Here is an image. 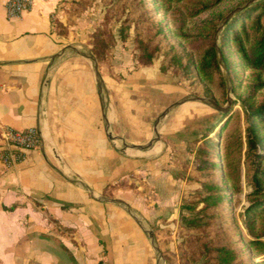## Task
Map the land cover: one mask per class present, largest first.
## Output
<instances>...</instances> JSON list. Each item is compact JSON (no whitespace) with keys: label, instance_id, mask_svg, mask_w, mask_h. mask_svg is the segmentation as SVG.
<instances>
[{"label":"crops","instance_id":"obj_1","mask_svg":"<svg viewBox=\"0 0 264 264\" xmlns=\"http://www.w3.org/2000/svg\"><path fill=\"white\" fill-rule=\"evenodd\" d=\"M75 1L31 0L9 18L0 0V149L7 128H33L40 139L14 150L11 165L0 159V264H159L122 204L152 231L160 264H180L177 232L197 189L192 143L216 115L197 101L165 114L186 91L159 59L138 64L117 24L100 88L78 53L90 51L101 8L78 16L66 35L56 30Z\"/></svg>","mask_w":264,"mask_h":264},{"label":"trees","instance_id":"obj_2","mask_svg":"<svg viewBox=\"0 0 264 264\" xmlns=\"http://www.w3.org/2000/svg\"><path fill=\"white\" fill-rule=\"evenodd\" d=\"M115 3V6H121L123 0H110ZM142 5H146L152 11L157 13L162 10V7L153 8L156 4L159 6L160 1H181V0H141ZM202 6L197 9L193 16H198L202 12L210 9L215 4H219L224 0H202ZM122 6L120 14L124 10ZM161 6V4H160ZM153 8V9H152ZM222 15H217L215 19L208 22L205 30L204 38H209V43L204 47L198 62L194 63L192 58L185 55L182 50L171 53L168 58V66H173V69L179 73H185L187 76H195L197 73L207 82L214 81L216 73L220 70L219 61L215 50L214 34L217 29L218 21ZM156 20L159 23L160 30L165 34L163 21ZM129 24L131 21H127ZM125 29H122L120 35L123 39L126 38ZM136 30V29H134ZM92 52L94 56L101 61V48L105 47L106 43L101 38L107 37L110 39L108 49L113 45L112 34L107 30L100 33L98 29L93 34ZM140 44V53L138 55V63L141 66H149L153 61L160 56L158 47L150 48V46L140 38H136ZM144 42V43H143ZM218 48L222 57V61L227 69L230 68L227 53L231 48L235 52L243 65L254 70L255 81L250 87L248 94L240 100L243 111V129L237 128L232 134L228 135V140L224 141L223 146L216 152L219 145L212 138L207 141V151H203L200 147L197 152V159L202 160L207 167L197 166L194 170L210 171L214 179L199 180L197 203L186 205L184 208L193 211L191 213L208 218L209 223H203L205 227L210 226L211 222H215L216 218H224L227 220L229 213L227 211L230 197L235 198L242 192V176L249 192L245 195L247 206L241 214V222L248 234L246 245L248 248L259 255L264 253V100L256 104L254 102L255 95L258 91L264 89V0H255L248 6H244L237 10L231 16L226 17L222 23L218 33ZM100 50V51H99ZM104 50V49H103ZM165 70V66H161ZM232 110L226 113H220V118L215 123L206 128L207 136L214 130L223 129L230 120ZM217 136H220L217 133ZM245 148V149H244ZM244 149V153L242 154ZM223 156L224 160L221 165L217 162L218 156ZM243 155V162L241 158ZM207 159V160H206ZM242 167L244 172L242 174ZM225 179V181H224ZM195 181L194 179H191ZM202 207L194 211L199 205ZM225 216V217H224ZM184 219L187 227L200 225V220ZM227 217V218H226ZM188 239L180 244L181 264H196L203 258L202 264H236L241 258L247 257V252L244 247H238V243L232 241L204 242L199 248L201 252L196 255L193 252H185L187 247L184 245L193 243ZM198 245V240L194 241ZM236 245V246H235ZM173 262V261H172ZM264 264V261L261 263Z\"/></svg>","mask_w":264,"mask_h":264},{"label":"rangeland","instance_id":"obj_3","mask_svg":"<svg viewBox=\"0 0 264 264\" xmlns=\"http://www.w3.org/2000/svg\"><path fill=\"white\" fill-rule=\"evenodd\" d=\"M254 1L255 0H224L221 3L210 7L209 10L202 12L198 16H193V13L197 9H200L204 1H160L158 3L159 6L156 4L153 5L154 9L157 7H162V10H160L156 15V13L150 11V9L146 7L145 4L141 6V0H123L121 2V6L118 7H116L115 3L111 2L110 0H76L71 7L65 9L63 18H55L56 30H58L61 34L66 35L69 27L75 23L76 18L96 4L98 8H101L103 15L101 26H99L96 31L100 29V33H104L108 30L112 34V26L117 24L120 40L126 41L130 38L132 39L137 63V58L140 53V44L136 40L138 37L145 41L150 46V48L155 46L158 47L160 56L155 60H160L159 70L164 75H168L174 79L175 83L186 91L187 95L185 97L195 95L205 99H210L220 107L228 106V109L225 111V113L229 110H232V113L230 114L231 118L227 122L226 127L224 126L223 129L219 130L216 129L210 132L207 136H204L207 131L206 128L211 126L212 123H215L217 119L220 118L221 112L203 103L207 108L210 109L211 113L216 115V117L213 121L210 120L211 122L209 121L206 123V126L201 127L200 135L192 143V164L190 178L196 180L197 189L195 195L187 202V204L184 205V207L189 204L197 203V197L199 196L198 181L214 179L215 176H213L210 171L204 172L202 170L196 171V175L194 174V169L197 166L201 165V167H207V165H205L202 160L197 159L198 149L202 147L203 151H207V141L208 139L212 138L219 144L216 148V152H219V149L221 146H223L224 141L228 140V135L232 134V132L237 128L243 129V109L240 104V100L248 94L250 87L254 84L256 72L244 66L242 61L239 59V56L233 52L231 48L227 53L230 68L227 69L223 61L221 63L219 62L220 70L216 73L214 81L212 82H207V80H204L198 75V73L195 76H187L184 72L179 73L175 71L173 66H168V58L170 55H172L171 53L182 50L185 55H188L192 58L194 63H197L204 50V47L209 43V38H204L205 30L203 31L202 27L205 29L208 26V22L211 23V21L215 19L217 15H222V18L218 21L216 26L217 29L213 36L215 44L218 46V33L221 29L224 19L231 16L244 6H248ZM123 5H125L123 12L117 14V12L119 13L121 11ZM154 18L163 21L165 34L160 30L159 23L157 24ZM127 21H131V23L129 24ZM126 23H128L126 27L129 29L125 31V35L127 36L125 39H123L120 33L122 29H125L124 25H126ZM94 33L91 34V39L89 40L90 51L88 53L93 55L99 66V64L106 62L109 50L114 45L115 38L112 34L114 42L113 45L109 47V49L106 46H108L110 39L107 37L101 38L103 41H105L106 45L105 47H100L101 51H99L101 53V61H98L91 50V43L93 41L92 36ZM162 65L165 66V70L161 69ZM226 78H228V81H226ZM228 100L230 101L229 105ZM262 100H264V89L256 93L254 102L258 104ZM217 133H219L220 136H217ZM244 149L242 154L244 153ZM241 156V162H243V155ZM216 158L219 165H221L224 160L223 156L221 155ZM243 172L244 169L242 167V174ZM241 185L242 192L235 198L230 197L229 199L230 202L227 208L229 216H227L228 218L226 217L227 220H225L223 217L216 218L215 222H211L210 226L205 227L202 224L209 223L210 220L208 218L204 216L200 217L199 215L197 217L194 214L191 215L193 211L191 212L184 208V215L186 216L184 219H196L197 217L200 220V225H202V227H187L183 219L180 225L181 227L177 232L179 243L177 245V253L175 254V257L177 255L180 264L181 253L179 246L188 239H191V242L193 243L188 244L187 242L184 244L187 246L184 249L185 252H193L198 255L201 252V249L199 248L201 243H215L219 240L225 242L232 241L234 243H238V247H244L247 252V257L239 259L236 264H261L264 261V253L259 255L252 252L245 243L248 239V234L241 222V214L248 204L245 195L249 192V189L245 185L244 176H242ZM201 207L202 205L200 204L194 211L199 210ZM195 240H198V245L194 242ZM167 257L171 262L173 261L171 257ZM202 262L203 258L200 259V261L196 264H202Z\"/></svg>","mask_w":264,"mask_h":264},{"label":"built area","instance_id":"obj_4","mask_svg":"<svg viewBox=\"0 0 264 264\" xmlns=\"http://www.w3.org/2000/svg\"><path fill=\"white\" fill-rule=\"evenodd\" d=\"M31 5V0H7L6 12L9 18H17ZM2 147L0 149V159L9 166L14 162V150H30L39 144V136L36 129H26L22 131L7 128L1 135Z\"/></svg>","mask_w":264,"mask_h":264},{"label":"water","instance_id":"obj_5","mask_svg":"<svg viewBox=\"0 0 264 264\" xmlns=\"http://www.w3.org/2000/svg\"><path fill=\"white\" fill-rule=\"evenodd\" d=\"M215 50H216V54H217V59L218 61L221 63L222 62V57H221V54H220V51H219V48L218 46H215ZM64 53V52H63ZM62 53V54H63ZM79 55L89 59L91 62H92V65H93V69H94V72H95V76H96V81H97V84L100 88L103 87V81H102V77L100 75V72H99V66L96 62V59L93 57L92 54L88 53V54H83V53H78ZM60 56V55H58ZM57 56V57H58ZM226 81H228V78H226ZM187 101H197V102H201V103H204L212 108H214L215 110L221 112V113H225V111H227L228 109V106L227 107H220L218 106L214 101L210 100V99H205V98H202V97H199V96H195V95H190L188 97H186L185 99H182L181 101L179 102H176L174 103V105H172L166 112L165 114H167L169 112V110H171L172 108L184 103V102H187ZM229 101V100H228ZM230 104V101L228 102V105ZM126 147H132V148H137V149H141L140 147H133V146H128L126 145ZM124 206V208L128 211V213H130L132 215V217L134 219H136V221L139 223V225L142 227L143 231L149 236L151 242L153 243L154 245V248L155 250L158 252V263L160 264L161 260H162V255L156 245V242H155V238H154V235L152 233L151 230L149 229H146L144 226H142L140 224V221H138V219L133 215V213L131 212V210L129 209V207H127L126 205L122 204Z\"/></svg>","mask_w":264,"mask_h":264}]
</instances>
